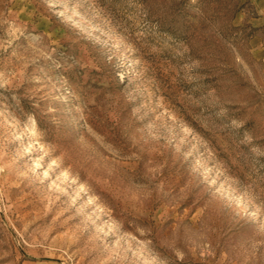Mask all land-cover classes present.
Segmentation results:
<instances>
[{
  "label": "rangeland",
  "instance_id": "1",
  "mask_svg": "<svg viewBox=\"0 0 264 264\" xmlns=\"http://www.w3.org/2000/svg\"><path fill=\"white\" fill-rule=\"evenodd\" d=\"M0 264H264V0H0Z\"/></svg>",
  "mask_w": 264,
  "mask_h": 264
}]
</instances>
